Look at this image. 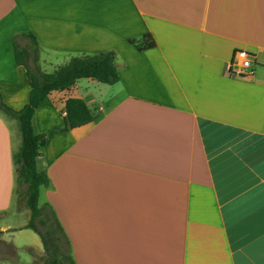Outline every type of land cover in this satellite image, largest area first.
Segmentation results:
<instances>
[{
    "label": "crops",
    "instance_id": "crops-1",
    "mask_svg": "<svg viewBox=\"0 0 264 264\" xmlns=\"http://www.w3.org/2000/svg\"><path fill=\"white\" fill-rule=\"evenodd\" d=\"M19 33L37 38L46 72L117 55L119 82L80 79L33 118L50 178L39 205L55 211L75 264H264V0H0V93L15 110L31 93ZM145 34L154 48L129 42ZM239 50L253 58L247 78L233 72ZM68 98L94 121L59 131ZM20 146L0 111V214H11L0 233L31 264L44 245L17 208Z\"/></svg>",
    "mask_w": 264,
    "mask_h": 264
},
{
    "label": "trees",
    "instance_id": "trees-1",
    "mask_svg": "<svg viewBox=\"0 0 264 264\" xmlns=\"http://www.w3.org/2000/svg\"><path fill=\"white\" fill-rule=\"evenodd\" d=\"M21 39H27L29 44L22 46L19 43ZM129 42L141 51L156 46V41L151 34H145L140 39H130ZM13 48L15 61L17 65L25 68L31 87L29 102L20 110L8 106L0 93V111L17 121L21 134V146L14 156L17 171V208H26L31 212V218L26 227L39 233L45 244L48 233L39 231L35 220L47 209L57 228L64 235L70 250L69 240L53 208L49 204L42 207L39 205L41 188L50 185V178L45 170L40 171L37 167L38 158L47 143V138L45 134L35 131L33 118L38 108L51 104L53 92L71 90L80 79L91 78L108 85L119 82L117 55L114 51L76 55L54 71L46 72L39 65L40 47L32 33L15 34ZM93 121L94 116L84 99L68 98L66 115L59 131L66 132ZM2 243L13 248L12 244ZM69 259L75 264L71 255Z\"/></svg>",
    "mask_w": 264,
    "mask_h": 264
},
{
    "label": "rangeland",
    "instance_id": "rangeland-1",
    "mask_svg": "<svg viewBox=\"0 0 264 264\" xmlns=\"http://www.w3.org/2000/svg\"><path fill=\"white\" fill-rule=\"evenodd\" d=\"M20 44L22 46H24L25 44L28 45L29 41L21 40ZM39 65L42 70H44L45 66H47L41 63V53ZM10 215L11 214H0V221L2 219L11 217ZM35 225L39 231L48 233V235L46 238V244L43 240L44 247L41 253H35L34 251L29 250L34 257L31 264H73L69 259L70 250L67 241L64 235L57 228L55 222L50 217V213L47 209L44 210L42 216L36 218ZM2 238L3 235L0 233V264H18L15 248L9 247L8 245L2 243H7Z\"/></svg>",
    "mask_w": 264,
    "mask_h": 264
},
{
    "label": "built area",
    "instance_id": "built-area-1",
    "mask_svg": "<svg viewBox=\"0 0 264 264\" xmlns=\"http://www.w3.org/2000/svg\"><path fill=\"white\" fill-rule=\"evenodd\" d=\"M233 71L240 78H247L253 74V58L247 50H239L235 54Z\"/></svg>",
    "mask_w": 264,
    "mask_h": 264
}]
</instances>
